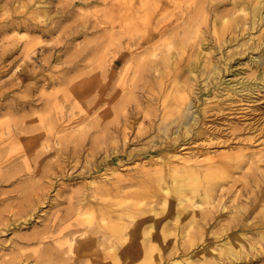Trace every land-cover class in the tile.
Masks as SVG:
<instances>
[{
  "label": "rangeland",
  "instance_id": "1",
  "mask_svg": "<svg viewBox=\"0 0 264 264\" xmlns=\"http://www.w3.org/2000/svg\"><path fill=\"white\" fill-rule=\"evenodd\" d=\"M257 10L0 0V264H264Z\"/></svg>",
  "mask_w": 264,
  "mask_h": 264
},
{
  "label": "bare ground",
  "instance_id": "2",
  "mask_svg": "<svg viewBox=\"0 0 264 264\" xmlns=\"http://www.w3.org/2000/svg\"><path fill=\"white\" fill-rule=\"evenodd\" d=\"M257 16H255V17H257V20L258 21H262V22H264V12H260L259 10H257ZM255 14V15H256ZM260 24V23H259ZM262 78H264V72H262ZM64 128V127H63ZM102 132V131H101ZM181 200V199H180ZM186 201V200H185ZM203 202V201H202ZM196 203V202H195ZM203 204V203H202ZM201 205V204H200ZM175 212V211H174ZM173 212V213H174ZM204 212V211H203ZM236 212V211H235ZM235 212H234V215H235ZM176 213V212H175ZM238 213V212H237ZM199 215V213H198V211L196 210V216L195 217H197ZM176 216V215H175ZM240 216V215H239ZM177 217V216H176ZM202 222V221H201ZM175 224V223H174ZM193 224V223H192ZM121 225V224H120ZM119 225V226H120ZM176 227V226H175ZM120 229V228H119ZM113 230V229H112ZM168 230V229H167ZM115 231V230H114ZM120 231V230H119ZM147 232V231H146ZM115 233H117V232H115ZM148 234V233H147ZM162 235V234H161ZM78 237H79V235H77ZM154 236H157L156 234L154 235ZM235 237V236H234ZM239 237V236H238ZM148 238V237H147ZM76 240V239H75ZM163 240V239H162ZM139 242V241H138ZM158 242V241H157ZM170 243V242H169ZM164 244V243H163ZM123 246V245H122ZM159 246V245H158ZM118 251H119V249H118ZM121 251H122V249H121ZM124 252V251H123ZM141 252V251H140ZM213 253V252H212ZM215 254V253H214ZM216 256V255H215ZM107 257V256H106ZM214 263V262H213Z\"/></svg>",
  "mask_w": 264,
  "mask_h": 264
}]
</instances>
